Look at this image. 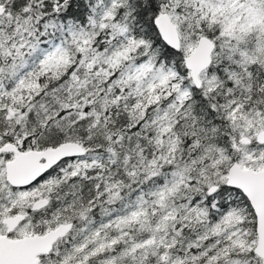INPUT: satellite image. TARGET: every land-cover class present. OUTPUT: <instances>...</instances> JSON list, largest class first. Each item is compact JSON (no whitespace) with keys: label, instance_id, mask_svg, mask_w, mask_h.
I'll use <instances>...</instances> for the list:
<instances>
[{"label":"snow or ice","instance_id":"obj_1","mask_svg":"<svg viewBox=\"0 0 264 264\" xmlns=\"http://www.w3.org/2000/svg\"><path fill=\"white\" fill-rule=\"evenodd\" d=\"M0 264H264V0H0Z\"/></svg>","mask_w":264,"mask_h":264}]
</instances>
